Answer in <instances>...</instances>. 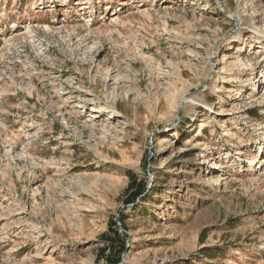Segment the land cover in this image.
Segmentation results:
<instances>
[{"label":"rangeland","instance_id":"1","mask_svg":"<svg viewBox=\"0 0 264 264\" xmlns=\"http://www.w3.org/2000/svg\"><path fill=\"white\" fill-rule=\"evenodd\" d=\"M90 1L0 0V264H264V0Z\"/></svg>","mask_w":264,"mask_h":264},{"label":"trees","instance_id":"2","mask_svg":"<svg viewBox=\"0 0 264 264\" xmlns=\"http://www.w3.org/2000/svg\"><path fill=\"white\" fill-rule=\"evenodd\" d=\"M130 187L132 190V195H131V200L134 201L137 197H140V194L143 192V182H138L136 183L135 179H131L130 182ZM122 246V245H121ZM117 255L118 253H116V260H117Z\"/></svg>","mask_w":264,"mask_h":264},{"label":"bare ground","instance_id":"3","mask_svg":"<svg viewBox=\"0 0 264 264\" xmlns=\"http://www.w3.org/2000/svg\"><path fill=\"white\" fill-rule=\"evenodd\" d=\"M48 1H49V0H48ZM83 3H86V4H87V3H91V1H90V0H84ZM227 110H228V109H227ZM228 112H229V111H228ZM228 112H227V113H228ZM227 115H228V114H227Z\"/></svg>","mask_w":264,"mask_h":264}]
</instances>
